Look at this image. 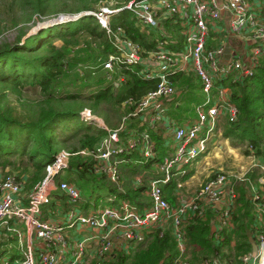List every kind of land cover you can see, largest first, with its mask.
<instances>
[{"label":"built area","instance_id":"2783aa9c","mask_svg":"<svg viewBox=\"0 0 264 264\" xmlns=\"http://www.w3.org/2000/svg\"><path fill=\"white\" fill-rule=\"evenodd\" d=\"M122 8L133 14L141 31L148 33L149 30L159 29L160 36L154 49L148 51L128 37L122 27H112L111 17ZM122 8L101 6L93 11L65 16L54 24L76 20L80 15H92L114 49L101 63L107 80L117 86L123 81V75L119 74L121 66H139L137 74L145 79L157 78V86L139 100L128 99L123 103V106L132 104L133 109L123 116L119 127L109 129L102 122L98 123L108 135L93 151H58L52 161L45 164L42 179L29 191H25V179L16 173L0 174V244L5 250L0 256V264H90L87 257H94L91 262L99 264L109 260L116 249L128 251L131 245L143 241L154 229L164 231L166 228L171 231L176 245V254L166 264H190L184 225L194 221L195 217L205 218L211 212L214 231L232 230V215L239 197L238 182H247L250 186V198L259 225L256 230L259 241L257 252L241 256V264H262L264 193L259 192L250 178L243 175L232 180L224 172L215 173L191 195H181L175 206L166 199L164 186L174 179L175 189L181 187L178 178L187 173V165L207 151V143L216 133L221 135L222 119H236L237 107L229 101L228 89L216 85L215 81L230 72L251 73L250 66L263 52L264 21L250 0H127ZM170 17L178 23L185 44L183 49H167L166 41L161 39L170 37L165 27L161 26ZM218 37L221 39L216 42ZM210 43L212 47L207 46ZM226 44L230 46L229 58L224 57ZM244 45H251L247 54L244 53ZM189 72L200 78L206 99L202 104L195 105L194 117L175 120L165 114V102L175 92L170 76ZM80 115L84 120L93 119L89 109H83ZM131 116L139 117L151 128L161 123L165 133L171 135L173 151L158 164L162 176L149 181V202L140 209L126 200L113 205L114 200L108 199V205L84 212L78 204L82 200L80 189L67 180L56 181V177L69 167L71 156L91 154L97 161L95 171L104 173L120 186L117 165L121 160L116 155L126 147L138 144L144 156L154 153V144L146 130L138 134L132 129L126 133L125 140L121 137L124 123ZM247 157L256 160L252 167L254 171H259L260 176L256 180L262 186L264 164L253 153ZM55 190L64 192L69 202L59 222L42 216V207L50 201ZM19 225L22 228L18 229ZM21 229L26 230L25 241L22 240ZM72 231L77 236H73ZM217 235L215 232L214 236ZM4 237L5 240L15 238L17 248L12 250L10 246L6 249L11 242L3 244ZM91 243L95 246L94 250L88 249ZM33 250L38 255L37 261L33 258ZM10 252L16 255L10 257ZM193 264L230 263L213 256Z\"/></svg>","mask_w":264,"mask_h":264},{"label":"trees","instance_id":"16d2710c","mask_svg":"<svg viewBox=\"0 0 264 264\" xmlns=\"http://www.w3.org/2000/svg\"><path fill=\"white\" fill-rule=\"evenodd\" d=\"M125 1L116 7L122 8ZM98 2L99 0H95L82 5L76 12L93 11ZM135 22L133 14L125 8L111 17L114 29L120 26L128 37L148 51L154 49L159 32L156 29L149 30L148 33L141 31ZM161 26L170 33V37H161L166 41L165 47L171 50L183 49L184 39L174 18H167ZM21 37L22 35H18L12 43L0 45V170L10 165L16 167L26 157L31 162L30 169L24 168L29 173L25 183V189L29 190L42 179L45 164L52 161L58 152V127L63 131L73 129L74 135L84 131L78 139V146L70 152L80 149L93 151L107 137L108 132L105 129L87 124L85 122L91 121L81 118L80 111L86 106L83 102L89 101L87 106L93 111H98L104 102L120 109V105L128 99L137 101L154 90L158 79L140 77L137 74L139 66H121L119 74L123 75V81L117 86L108 81L101 63L114 49L107 34L92 15H83L76 20L42 28L22 41ZM56 40L70 46L58 45ZM207 46L212 47L213 44ZM250 48L251 45L247 47V51ZM262 49L257 62L250 66L251 73L230 72L216 80L215 84L228 89L229 101L238 111L234 121L226 118L221 123L223 137L229 139L234 147H245V155L253 153L264 164V47ZM246 62L245 60L244 64ZM89 79H92L90 83L87 82ZM170 79L176 90L171 99L165 102L167 108L169 107L165 114L182 120L190 113L191 108L180 102L200 104L192 95L196 90L202 91V82L193 72L176 73ZM11 97H14L18 109ZM29 105L36 107L31 117L30 112L26 113L22 109ZM124 107L126 110L121 111L123 115L133 109L132 104ZM193 114L192 112L191 116ZM126 123L120 132L121 137L125 140L126 133L132 129L138 134L146 130L154 144V153L144 156L138 144L126 147L116 155L121 160L117 169L122 189L104 173L95 171L97 161L91 154L71 156L69 167L62 179L76 185L81 194L87 196L85 199L82 197L78 203L84 212L90 207L92 196L96 200L98 197L110 195H115L120 201H129L140 209L147 205L141 199L145 189L148 197L146 177L149 176L151 180L162 176L158 164L173 151L172 144L165 139L164 125L156 123L151 128L142 123L139 117L133 116L127 118ZM142 172L147 173L143 174L145 178L142 185L127 187L124 184L127 174ZM187 176L188 173L179 178L183 180ZM254 176L253 173L249 174L250 180L259 192L264 193V184L259 185L257 175ZM175 185L176 181L173 179L164 186L166 199L172 205L178 198L173 195ZM236 188L239 197L232 215V230L214 231L211 212L205 218L195 217L194 221L184 225L190 264L203 258L211 259L213 256L230 264H241L240 257L252 252L247 232L259 244L256 238L258 218L250 198V186L244 182ZM52 194L50 201L42 207L43 218L62 216L69 207L68 197L64 192L55 190ZM111 204L115 205L117 202L113 201ZM47 207L53 211L49 213ZM215 232L218 233L216 237ZM10 241H15V238L11 237ZM3 252L5 250H0V256ZM175 254V241L171 231L154 229L143 241L131 245L128 251L118 248L109 260L99 264H166ZM9 255L12 257L16 253L10 252Z\"/></svg>","mask_w":264,"mask_h":264},{"label":"rangeland","instance_id":"374dc122","mask_svg":"<svg viewBox=\"0 0 264 264\" xmlns=\"http://www.w3.org/2000/svg\"><path fill=\"white\" fill-rule=\"evenodd\" d=\"M123 1L124 0H99L98 4H96V8H99L101 6L118 8L116 6L120 3L122 4ZM89 2H95V0H0V45L12 43L18 35H22L20 40L22 41L28 35L36 33L38 30L42 28L51 26L50 25L51 21L53 22L60 21V19L61 18L64 19L65 16L68 17L73 15H78L79 12H76V10L82 5L88 4ZM126 3L127 0L123 5H125ZM82 12L83 10L80 13ZM156 31L159 32V29H156ZM157 32L155 34H157ZM168 35H170V33H168ZM220 39L221 38L218 37L216 39V42H218ZM55 43L58 45L70 46V44L63 43L60 40H56ZM90 80L92 81V79H89L87 82L90 83ZM175 90H176V86H175ZM177 90H179V87H177ZM192 98L197 99L201 104L202 102L205 101L206 95L201 90H196L194 91ZM11 101H13L14 105L16 106L14 97H11ZM88 102L89 101L83 102L84 105H86L84 109H89L91 111V115L93 119L90 120L91 122H85V123L90 124L94 127L103 128L100 127L98 124L99 122H102V124L109 129H113L120 126L124 116L121 111L126 110L123 105L122 106L120 105V109H119V107L117 108V106H114L109 102H104L100 105L98 111H93L91 110V108H89V106H87ZM180 103L182 105H185L186 107L190 106L191 110L189 112L191 114L192 112L194 113V107L196 103L193 104L192 103L187 104L185 102L184 103L180 102ZM16 107L18 109V106ZM34 108L36 107L33 105L22 107V109L25 110L26 113L28 112L31 113L30 117L33 116ZM190 113H188L185 116V118H182V120L190 117L191 116ZM167 114L168 113H166V116L170 118H173L175 120H181ZM224 119L225 118H223L222 121ZM221 123L222 122H220V124ZM126 124L127 123L125 121L124 125ZM74 131L73 129L63 131L61 127H58L56 129V134L59 140L57 146L58 151H62V150L73 151V148H76L78 146V139L80 135L84 133V131L81 130L76 135L73 134ZM164 135H165V139H167L172 144V141L170 139L171 135L169 133L166 134L165 131H164ZM207 144H208L207 151L203 154H200L191 164L187 165L186 170L188 176L183 180H181V178H178V181H181V187H177V189L173 190L174 193L173 195H175L176 198L178 197L177 200L175 201V204H173L174 206L178 203V200H180L181 195H191L199 187L201 183H203L205 180H207L215 173L224 172L232 180L237 179V176H243V175L247 178H251L249 177V174L251 173H253L255 176L257 175V178L260 176L259 171L257 169H255L254 171L253 170L254 168L252 167L253 163H257L256 160L252 157H247V155H245V153L243 152L245 147L232 146L230 144V140L223 137L222 132L221 135H218L216 133L213 139ZM11 159H14V157L11 156ZM22 160L23 161L17 164L16 167H13L12 165L6 166L3 170H0V174L4 175L7 173L14 172L17 174L18 177L24 178L26 183L29 173L26 170H24V168L26 167L27 169H30L31 162L28 161L26 157H23ZM65 171L66 169L56 177V181L62 179L63 175H65ZM143 174L146 175L147 173L142 172L140 174H130V173L127 174L128 177L124 178V184H126L127 187H130L132 185L133 186L142 185L145 178ZM146 178H147V184H149L150 181L149 176ZM240 184L241 183L238 182V185ZM120 188L122 189V184H120ZM29 190L25 189V191H29ZM81 195L83 199L87 198L85 194L82 193ZM108 199H110V201L114 200L115 202L120 203L119 198H117L115 195H110L107 197L104 196L98 197L96 200L95 197L92 196L90 199L91 204L87 212H92L93 210H97L101 206L108 205L109 204ZM141 199H143V201L146 203L149 202V197L146 196V189L143 192ZM46 209L49 213L53 211L51 208L48 207ZM49 218L53 221L59 222L62 216L60 215L54 217L49 216ZM17 228L20 229L22 227L21 225H19L17 226ZM21 230L23 235L22 240L25 241L24 232L26 230L25 229H21ZM166 230H168V228H166L165 231ZM72 235L77 236L75 231H72ZM5 239L6 238L4 237V240L2 241L3 244L8 243V241H10L9 240L10 238H8V240ZM10 242H11L10 245L8 244L6 249L12 246V250H15L17 248V243L15 241H10ZM94 248L95 246L93 243H91L88 246L89 250L90 249L94 250ZM3 249L4 247L1 246L0 244V250ZM175 250H176V245H175ZM32 255L34 260L37 261L38 255L35 250H33ZM92 259L95 260L94 257L93 258L87 257V263L89 262L90 264H92L91 262ZM197 261L199 260H196L195 262Z\"/></svg>","mask_w":264,"mask_h":264},{"label":"crops","instance_id":"0c3cea01","mask_svg":"<svg viewBox=\"0 0 264 264\" xmlns=\"http://www.w3.org/2000/svg\"><path fill=\"white\" fill-rule=\"evenodd\" d=\"M250 2L254 6V8L257 10L259 16L264 21V0H250ZM243 48H244V53H246L247 52V45H244ZM170 139L172 141V138H170ZM172 144H173V141H172Z\"/></svg>","mask_w":264,"mask_h":264},{"label":"water","instance_id":"95a60500","mask_svg":"<svg viewBox=\"0 0 264 264\" xmlns=\"http://www.w3.org/2000/svg\"><path fill=\"white\" fill-rule=\"evenodd\" d=\"M81 16H83V15H80L79 17H81ZM61 19H62V18H61ZM55 22H56V21H55ZM53 24H54V22L51 21V22H50V25H53ZM229 52H230V46H229L228 44H226L225 47H224V57H225V58H229ZM247 235H248V238H249V242H250L251 245H252V253H253V254H256L257 249H258L257 244L254 242V239H253V237H252V235H251L250 232H247Z\"/></svg>","mask_w":264,"mask_h":264},{"label":"bare ground","instance_id":"6f19581e","mask_svg":"<svg viewBox=\"0 0 264 264\" xmlns=\"http://www.w3.org/2000/svg\"><path fill=\"white\" fill-rule=\"evenodd\" d=\"M264 263V260H263V262H262V264Z\"/></svg>","mask_w":264,"mask_h":264}]
</instances>
